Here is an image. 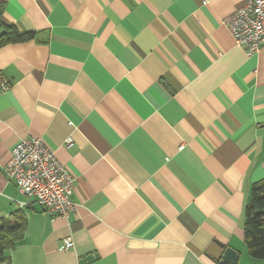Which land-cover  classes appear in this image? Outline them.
<instances>
[{
	"label": "crops",
	"instance_id": "1",
	"mask_svg": "<svg viewBox=\"0 0 264 264\" xmlns=\"http://www.w3.org/2000/svg\"><path fill=\"white\" fill-rule=\"evenodd\" d=\"M1 2L35 33L0 48V219L27 222L11 264H219L228 248L263 264L244 229L264 180V48L249 57L224 24L246 0ZM34 137L76 177L69 220L5 176Z\"/></svg>",
	"mask_w": 264,
	"mask_h": 264
},
{
	"label": "built area",
	"instance_id": "2",
	"mask_svg": "<svg viewBox=\"0 0 264 264\" xmlns=\"http://www.w3.org/2000/svg\"><path fill=\"white\" fill-rule=\"evenodd\" d=\"M224 24L249 57L264 48V0H246L245 6L228 16ZM1 86L4 90L9 84L3 80ZM4 173L28 203L37 204L48 216L69 220L77 212V205L72 200L76 177L42 138L19 142L12 150ZM73 248V238H65L61 249L67 252Z\"/></svg>",
	"mask_w": 264,
	"mask_h": 264
},
{
	"label": "trees",
	"instance_id": "3",
	"mask_svg": "<svg viewBox=\"0 0 264 264\" xmlns=\"http://www.w3.org/2000/svg\"><path fill=\"white\" fill-rule=\"evenodd\" d=\"M4 6L0 2V48L33 39L34 32L22 33L15 26L5 24ZM2 81L0 74V92ZM245 220V245L248 253L264 264V180L252 186L251 199L245 209ZM26 228V219L17 213L12 219H0V264H11L6 254L23 239Z\"/></svg>",
	"mask_w": 264,
	"mask_h": 264
},
{
	"label": "water",
	"instance_id": "4",
	"mask_svg": "<svg viewBox=\"0 0 264 264\" xmlns=\"http://www.w3.org/2000/svg\"><path fill=\"white\" fill-rule=\"evenodd\" d=\"M96 258H97L96 255H90L87 258H85L81 263L82 264L92 263ZM238 263H239V254L231 248L225 250L222 257L219 259V264H238Z\"/></svg>",
	"mask_w": 264,
	"mask_h": 264
}]
</instances>
